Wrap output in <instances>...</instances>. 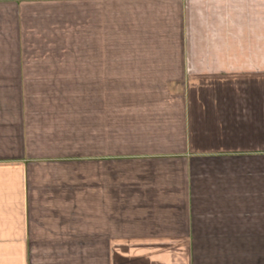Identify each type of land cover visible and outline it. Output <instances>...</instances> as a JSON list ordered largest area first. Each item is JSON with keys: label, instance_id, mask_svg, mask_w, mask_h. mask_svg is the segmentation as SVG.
Masks as SVG:
<instances>
[{"label": "crops", "instance_id": "crops-1", "mask_svg": "<svg viewBox=\"0 0 264 264\" xmlns=\"http://www.w3.org/2000/svg\"><path fill=\"white\" fill-rule=\"evenodd\" d=\"M0 264H264V0H0Z\"/></svg>", "mask_w": 264, "mask_h": 264}, {"label": "rangeland", "instance_id": "rangeland-1", "mask_svg": "<svg viewBox=\"0 0 264 264\" xmlns=\"http://www.w3.org/2000/svg\"><path fill=\"white\" fill-rule=\"evenodd\" d=\"M99 91H81V90H67V91H27V97L31 98H38L42 100H49V103H52V106L50 109H61L66 110L67 113H72L74 115L75 122L74 127L75 130L80 129V119L75 115L81 114V108H82V98L88 96L90 97H97ZM103 96L106 97V110L107 113H113L114 106L112 104V98L114 97L113 91H102ZM44 103L42 104V106ZM107 126L112 125L113 122L110 120V118H107ZM90 162H93L94 159H89ZM105 163H108V159H105ZM91 174V173H90ZM94 174V173H93ZM92 176V174H91Z\"/></svg>", "mask_w": 264, "mask_h": 264}]
</instances>
